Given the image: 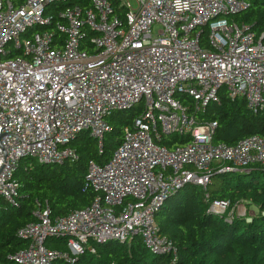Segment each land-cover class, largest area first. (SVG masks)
I'll return each mask as SVG.
<instances>
[{"label":"built area","instance_id":"2783aa9c","mask_svg":"<svg viewBox=\"0 0 264 264\" xmlns=\"http://www.w3.org/2000/svg\"><path fill=\"white\" fill-rule=\"evenodd\" d=\"M53 1L0 0V199L16 201L21 158L75 157L69 143L81 132L100 149L111 113L139 104L143 111L108 161L88 160L92 202L62 216L38 206L35 220L17 229L25 245L10 259L74 264L95 252L93 243L139 237L172 264L177 247L155 221L162 202L187 183L205 189L212 172L264 168V137L213 142L217 122L202 117L221 94L264 114V32L231 18L246 0H119L122 16L111 0H90L89 7H66L58 20L45 10ZM169 134L189 140L168 148L161 142ZM204 200L227 222L241 217V201L207 192ZM60 237L64 248L47 245Z\"/></svg>","mask_w":264,"mask_h":264},{"label":"trees","instance_id":"16d2710c","mask_svg":"<svg viewBox=\"0 0 264 264\" xmlns=\"http://www.w3.org/2000/svg\"><path fill=\"white\" fill-rule=\"evenodd\" d=\"M19 5L22 0H11ZM249 6L231 18L244 23L257 35L264 32V0H246ZM114 10L124 15L125 7L119 0H111ZM89 7L90 0H55L45 8L54 20L66 7ZM264 40V39H263ZM202 45L207 46L206 31ZM143 111L142 104L126 110L114 111L107 117L110 130L105 133L102 147L81 132L69 144L75 148V157L60 163H38L29 157L20 159L15 171L19 182L14 203L0 199V264H13L10 256L24 247L25 241L16 231L34 221L38 206L50 208L51 216H62L89 205L95 193L85 187V172L89 159L102 164L121 141L123 130ZM217 122L213 142L234 144L242 137H264V114H255L246 107L243 98L231 99L220 95V102H211L202 115ZM187 135H164L162 144L168 148L184 145ZM248 169V170H247ZM245 170L212 172L205 189L187 183L168 196L155 213L160 232L177 247L178 257L172 264H264V168L252 165ZM211 199L241 201L257 207L258 214L235 217L230 222L208 211L204 194ZM65 238H50L51 247L64 248ZM95 252L84 251L74 264H167L168 256L149 251L139 237L123 242L108 240L93 243ZM53 264H69L56 260Z\"/></svg>","mask_w":264,"mask_h":264},{"label":"rangeland","instance_id":"374dc122","mask_svg":"<svg viewBox=\"0 0 264 264\" xmlns=\"http://www.w3.org/2000/svg\"><path fill=\"white\" fill-rule=\"evenodd\" d=\"M133 3V0H127ZM133 5V4H132ZM238 213L241 214V217L250 218L251 216H255L258 214L257 207L248 202H241L238 207ZM48 246H51L47 244ZM58 247V246H57Z\"/></svg>","mask_w":264,"mask_h":264}]
</instances>
